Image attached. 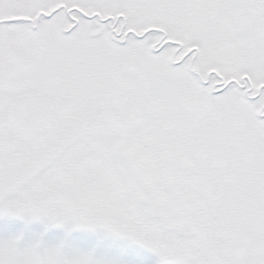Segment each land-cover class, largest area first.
Wrapping results in <instances>:
<instances>
[{
  "label": "snow or ice",
  "instance_id": "6c2138e0",
  "mask_svg": "<svg viewBox=\"0 0 264 264\" xmlns=\"http://www.w3.org/2000/svg\"><path fill=\"white\" fill-rule=\"evenodd\" d=\"M0 264H264V0H0Z\"/></svg>",
  "mask_w": 264,
  "mask_h": 264
}]
</instances>
